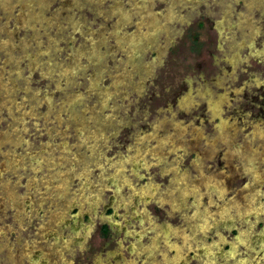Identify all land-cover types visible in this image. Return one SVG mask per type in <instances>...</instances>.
I'll use <instances>...</instances> for the list:
<instances>
[{"label":"rangeland","instance_id":"rangeland-1","mask_svg":"<svg viewBox=\"0 0 264 264\" xmlns=\"http://www.w3.org/2000/svg\"><path fill=\"white\" fill-rule=\"evenodd\" d=\"M95 1L0 0V264H264V0Z\"/></svg>","mask_w":264,"mask_h":264},{"label":"flooded vegetation","instance_id":"flooded-vegetation-1","mask_svg":"<svg viewBox=\"0 0 264 264\" xmlns=\"http://www.w3.org/2000/svg\"><path fill=\"white\" fill-rule=\"evenodd\" d=\"M79 1L80 0H60L61 5L57 9H55L53 12H50V13H47L46 12L45 15H43L44 20L41 23V26H40V28L38 30V33L39 34H41L42 32L46 33L44 31L43 26L50 24V22L52 23V25H55V26L57 25L56 26L57 28L60 27V26H58L59 23H55L56 21L57 22L59 21V17L68 20L66 22V24H71L73 26L71 28L72 31L75 30V29H77V28H79L80 26H82L81 25V21H80L81 19L79 17H76L75 15H68V14H70L72 12H76L77 9H78V7H82V4ZM93 1H95V0H93ZM115 2H118V3L121 4V6H124V4L121 3V2H119V1H115ZM112 5H113V3L111 4V6ZM27 17H29V19H30V17L32 18L31 15L30 16L27 15ZM27 17H25L24 23H30L31 19H30V21H28L27 20ZM31 23L28 24L27 27L29 26L30 28H32L33 25ZM41 28H43V30H41ZM80 30L85 31L86 29H82L80 27ZM90 32L92 33L93 39H91L89 41L90 42L89 44H88V41H87V44L94 46L97 43V41L94 40V36L97 37V35H96V33H93L91 30H90ZM115 38H116V36H115ZM49 39H50V37H49ZM33 40H37L38 41L39 38L34 37ZM0 44H1V46H3L2 43H0ZM5 48L8 49V50H10V52H11L13 49H15V50L18 49L19 46L9 47V48L8 47H5ZM65 48H66V50L68 52L67 53V56H69V62H68L69 64H67V65L65 64V65L62 66L61 69L59 68V71H55V72H58V75L60 76V78L57 79V83H56L57 86L55 87L56 88L55 91L56 92H61L62 95L64 96V100H62V101L59 102V104H60V106H59V110H60L59 111V116H61V112L62 111H65L64 113L70 114L71 119H73V121L75 122L76 120L74 119V116H77L78 118L85 117V116L93 117V114H95V111L92 110V108L89 107L88 105L85 106L86 109H81L79 111H77V109H78L77 107L80 106V104H81L80 102H81V100H83V96H86L88 98V97H90L89 93H92V92H95L96 90H98L97 89V86L98 85H96V83H97L96 80L97 79H94L93 78V77L97 76V74H95L94 72H91L90 78L88 79V83H87L86 86H84V89H83L82 84H81L82 83L81 82L82 79H75L76 75L79 74L78 73V69L75 68L76 67L75 65L80 64L78 62L79 57L77 55L82 54L83 57H81V58H85V57H87V55H86L85 51L83 50V48H79L78 49V52H81V53L76 52L77 49L76 50H73V47H67L66 46ZM39 49H40L39 50V53H37V51H36L35 53L30 54V57L32 58L31 60L32 61H35L36 62V65L38 66V67H36V70H38V71H39V69H41V65L43 64L42 63V59L48 58V56L50 55L49 52H50V49L51 48L49 46V43L47 42L45 44H42L41 43V46H39ZM11 57H12V55H9V59H11ZM29 59H30L29 57H26V61H28ZM48 60L50 62V59H48ZM88 60L90 61L92 59L90 58ZM7 61L9 62V60H7ZM51 75H53V72L51 73V70H50V68L48 66V69H46L45 75L42 77V79L45 80V81L46 80H51L50 79ZM119 76L120 77L122 76V73L121 72L119 73ZM120 83H122V82H120ZM120 83H117V84L120 85ZM119 85L110 84V86L108 87V89L107 88H104L103 89V92L104 93L108 92V94L111 93L110 91H112V90H114L113 92H117L116 89L122 88V87H118ZM68 87H72L71 90H67L66 88H68ZM45 102H46L48 108H51V107H49L50 104H51L50 103V99L49 100H46ZM93 102H95V101H93ZM103 103H105L104 100L101 101V104H103ZM80 119H82V118H80ZM89 125H88V123H86V126L87 127H89ZM44 151H45L43 153L44 155L48 153V152H46V150H44ZM45 157H46V155H45ZM61 159L62 158H60L58 160H61ZM68 159L69 158H67V160ZM53 162H55L54 159H52L50 163L51 164H56V163H53ZM40 163L41 164H40L39 167H42L44 165L46 166L47 164H50V163H47V161L45 160L44 157H42ZM57 164L58 165H61V162H58ZM69 165H72L71 162L69 163Z\"/></svg>","mask_w":264,"mask_h":264},{"label":"bare ground","instance_id":"bare-ground-1","mask_svg":"<svg viewBox=\"0 0 264 264\" xmlns=\"http://www.w3.org/2000/svg\"><path fill=\"white\" fill-rule=\"evenodd\" d=\"M226 130V129H225Z\"/></svg>","mask_w":264,"mask_h":264}]
</instances>
